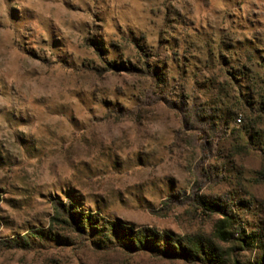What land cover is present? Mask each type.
I'll return each instance as SVG.
<instances>
[{
  "label": "rangeland",
  "instance_id": "rangeland-1",
  "mask_svg": "<svg viewBox=\"0 0 264 264\" xmlns=\"http://www.w3.org/2000/svg\"><path fill=\"white\" fill-rule=\"evenodd\" d=\"M260 102L264 0H0V264H193L101 247L55 203L225 250L178 202L198 184L263 228ZM191 108L216 114L208 136Z\"/></svg>",
  "mask_w": 264,
  "mask_h": 264
},
{
  "label": "trees",
  "instance_id": "trees-1",
  "mask_svg": "<svg viewBox=\"0 0 264 264\" xmlns=\"http://www.w3.org/2000/svg\"><path fill=\"white\" fill-rule=\"evenodd\" d=\"M108 67L115 71H127L126 68L118 67L115 64L108 65ZM153 75H155L154 78H158L156 74ZM260 105L261 108L258 112L262 115L261 123L264 125V102H260ZM190 111L194 114L193 118L196 119L197 115L202 120L199 124L201 125L200 129L205 133V136H208V132H211L215 125L216 114L205 109L202 111L206 115L200 114L201 112L192 108ZM185 115L183 114V116ZM224 121L228 126L231 118L227 117ZM238 121L240 122L239 119ZM262 141L264 143V131ZM207 143V141H203L201 145L206 157L210 155ZM199 175L202 179L208 180L207 171ZM196 185L192 190V195L178 202L189 201L196 211H200L205 216L218 217L213 226V234L220 244L227 247L225 250L219 249L213 241L203 236L175 238L167 233L147 228L134 229L109 222L107 223L109 227L104 224L99 225L103 223L102 219L78 213L69 204H54L55 215L51 219L52 225L54 222L60 223L72 232L78 233L80 237H93L101 247L109 245L113 248H121L129 254L147 252L159 258L182 260L193 264H264V227L251 232L245 231L243 224L238 223L234 206L230 207L220 200L202 197L199 195L202 186ZM30 237L29 235L13 238L7 242L6 247L8 249L26 248ZM112 241L114 242L112 243ZM242 254H247L249 257L243 260L241 259Z\"/></svg>",
  "mask_w": 264,
  "mask_h": 264
}]
</instances>
